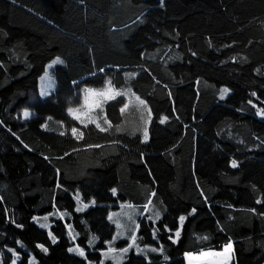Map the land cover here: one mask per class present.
Here are the masks:
<instances>
[{
	"label": "trees",
	"instance_id": "1",
	"mask_svg": "<svg viewBox=\"0 0 264 264\" xmlns=\"http://www.w3.org/2000/svg\"><path fill=\"white\" fill-rule=\"evenodd\" d=\"M108 81L144 103L85 127L68 109ZM260 106L264 0H0V264H187L227 243L264 264Z\"/></svg>",
	"mask_w": 264,
	"mask_h": 264
},
{
	"label": "rangeland",
	"instance_id": "2",
	"mask_svg": "<svg viewBox=\"0 0 264 264\" xmlns=\"http://www.w3.org/2000/svg\"><path fill=\"white\" fill-rule=\"evenodd\" d=\"M49 65H51V67H49ZM49 65L47 66L46 72L42 75V77L40 78V81H39V93L38 94L41 97H45L46 95L50 94L51 92H53V90L55 88V79H54L53 74L51 73V71H52L51 69H52L54 64L50 63ZM46 73H47V75H46ZM86 89H94V90L99 91V90L105 89V87L104 88L88 87ZM116 92H121V90L114 87L111 84V91L108 93V96L100 97L97 95H90L88 97L89 103L87 105L83 104L84 105L83 108L77 107V108H81V111L77 113V115L80 117V119H77V120L80 122L83 121V123L81 122L82 124L88 123L90 121V119H94L95 121L98 120L97 119V111L100 108H102L107 102H109L110 100H113L110 97L112 95H114ZM126 92H128V91H126ZM117 97L118 96H115V98H117ZM127 97H128V100L130 103L140 104L139 101L136 99L137 97L135 95H133V93L129 92ZM84 99H85V94H84ZM98 101L101 104L100 107L95 106ZM77 108H74V109H77ZM262 109H264V108L261 106L258 109V115L260 117H262L264 115V113H261ZM25 111H27L29 113V116L27 118H25L23 115V113ZM21 114H22V118L24 120H27V119L31 118L32 111L29 108H25L22 110ZM45 217H47L46 220H45ZM45 217L40 218L39 221L42 225L48 226L49 217L48 216H45ZM113 218H114V221L118 224L119 230L121 232H126L129 228H131V226L133 224L135 225V223H136L134 210L128 206L123 207L119 211H116L113 214ZM224 245H226V244H224ZM224 245L221 248H209V249H203V250H200L197 252L188 253V254H191V256L193 258L190 260L189 256L186 255L187 264H220V262L224 260L223 256H214V255H203L202 256L201 253H217V252L222 253L224 250ZM110 253H113V251H111ZM234 263H235V258H234L233 246H232L230 253H228V259L226 261V264H234Z\"/></svg>",
	"mask_w": 264,
	"mask_h": 264
},
{
	"label": "snow or ice",
	"instance_id": "3",
	"mask_svg": "<svg viewBox=\"0 0 264 264\" xmlns=\"http://www.w3.org/2000/svg\"><path fill=\"white\" fill-rule=\"evenodd\" d=\"M57 63H62V61L60 60L59 57H57L56 60H54V61L52 62V64H57ZM49 67H51V65H49ZM46 75H47V73H46ZM110 91H111V81H108V82H107V85H106L105 89H102V90H99V91L94 90V89H85V90H84V94H85L84 105H87V104L89 103L88 97H89L90 95H97V96H100V97H105V96H108V93H109ZM130 91H131V90L129 89L128 92H116V93H115L114 95H112L110 98H111V99H115V96H119V95H128ZM228 91H229V90H228L227 88L221 89V98H223L224 95H226ZM133 95H134V94H133ZM253 95H255V94H253ZM136 99L139 101L140 104H143V103H144L142 100H139L138 97H137ZM105 102H106V101H105ZM250 103H251V101H250ZM84 105H81V108H83ZM95 106H96V107H100V106H101L100 102L98 101V102L96 103ZM127 107H128V105L125 104V105H124V108H121L120 111L123 112ZM81 108H77V109L69 108V109H68V112H69V114L72 115L75 119H80V117L77 115V113L81 111ZM261 113H264V109L261 110ZM23 115H24L25 118H27V117L29 116V113H28L27 111H25V112L23 113ZM49 119H51V117H50ZM165 119H167V117H163V118H161L160 122H161V123H164ZM81 122L83 123V121H81ZM89 122L95 123V120H94V119H90ZM105 122L108 123V121H107L106 119H105ZM86 126H87V125L85 124V127H86ZM96 127H97V128H100V124L97 123V124H96ZM109 127H111V124H110V123H109ZM100 130H101V131H105L106 129L101 128ZM116 130H117V131H120L121 128H120L119 126H117V129H116ZM77 131H78V130H77V128H75V127H73V128L71 129V132H72L73 135H76ZM63 134H64V133H61V135H63ZM82 137H83V133L81 132L76 138H77V139H80V138H82ZM145 139H147V132H146V131H145ZM90 147H91V146H90ZM232 166H233V167H236V166H237L236 161H233V162H232ZM113 192H115V189H113ZM153 195H154V193H153ZM76 198H77V200H79V195H78V194H77V197H76ZM150 202H151V201H149V203H150ZM87 206H88V205H86V204L83 205V207H85V208H86ZM77 210L80 211V210H82V209L78 208ZM193 211H194V210H193ZM156 218L159 219V213L156 214ZM46 219H47V217H45V220H46ZM184 219H185V218H184L183 216L180 217V221H181V222H183ZM44 226H46V225H42V227H44ZM50 235H51V234H50ZM119 235H122V233H119ZM175 235H176L177 237H179V235H180L179 230L176 231ZM95 239H96V238L93 237V240H95ZM115 239H116V237H113V240H115ZM170 239H171V237H170ZM204 239H207V237H204ZM131 240H132V244H130V245L128 246V248H124V249H122V250H121L122 252L126 253V252L129 250V248L132 247L133 244H135V240H136L135 235H133V236L131 237ZM53 242H55V238H53ZM89 243H91V241H90ZM38 247H43V246H42V245H38ZM231 249H232V245H231V243H228V244L224 245V250H223L222 253H220V252H217V253H201V255H202V256H203V255L223 256V257H224V260L221 261L220 264H226V261H227V259H228V253H230ZM44 250L47 251V249H44ZM155 250H156V249H152V251H155ZM10 251H11V250H10ZM69 251H78L80 255H82V256L84 255V252H83L82 249H69ZM111 251H114V249H112V248L110 247V248H109V252H111ZM186 255L189 256V259H190V260L193 258V257L191 256V254H186ZM165 259H167V257H165ZM13 264H15V261H13Z\"/></svg>",
	"mask_w": 264,
	"mask_h": 264
},
{
	"label": "crops",
	"instance_id": "4",
	"mask_svg": "<svg viewBox=\"0 0 264 264\" xmlns=\"http://www.w3.org/2000/svg\"><path fill=\"white\" fill-rule=\"evenodd\" d=\"M232 244V243H231ZM232 246H233V244H232ZM190 253H192V252H190ZM188 254V253H187Z\"/></svg>",
	"mask_w": 264,
	"mask_h": 264
}]
</instances>
